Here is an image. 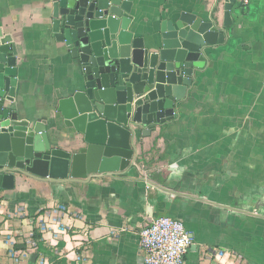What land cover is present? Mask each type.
Wrapping results in <instances>:
<instances>
[{"label":"crops","instance_id":"0c3cea01","mask_svg":"<svg viewBox=\"0 0 264 264\" xmlns=\"http://www.w3.org/2000/svg\"><path fill=\"white\" fill-rule=\"evenodd\" d=\"M49 1L0 0V41L15 48L18 68L5 106L70 151L52 117L81 77L53 39ZM225 7L133 0L130 30L148 46L182 13L224 29ZM231 18L177 116L150 136L136 131L129 170L64 182L25 174L0 191V264H144L139 233L158 217L185 224L186 264H264V0H237Z\"/></svg>","mask_w":264,"mask_h":264},{"label":"water","instance_id":"95a60500","mask_svg":"<svg viewBox=\"0 0 264 264\" xmlns=\"http://www.w3.org/2000/svg\"><path fill=\"white\" fill-rule=\"evenodd\" d=\"M236 2L226 0L224 29L182 13L147 46L130 30L133 0H50L53 39L81 77L52 117L51 131L72 149L54 147L47 125L19 120L5 106L15 97L17 52L0 41V191L14 190L25 174L64 182L129 170L136 131L150 136L177 116L204 51L225 43Z\"/></svg>","mask_w":264,"mask_h":264},{"label":"built area","instance_id":"2783aa9c","mask_svg":"<svg viewBox=\"0 0 264 264\" xmlns=\"http://www.w3.org/2000/svg\"><path fill=\"white\" fill-rule=\"evenodd\" d=\"M144 264H186L193 239L181 220L152 218L139 233Z\"/></svg>","mask_w":264,"mask_h":264},{"label":"trees","instance_id":"16d2710c","mask_svg":"<svg viewBox=\"0 0 264 264\" xmlns=\"http://www.w3.org/2000/svg\"><path fill=\"white\" fill-rule=\"evenodd\" d=\"M35 237H36V239H40L41 238V236L37 233H35Z\"/></svg>","mask_w":264,"mask_h":264}]
</instances>
